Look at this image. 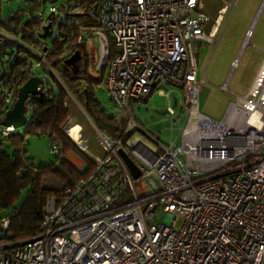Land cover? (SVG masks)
<instances>
[{
	"label": "built area",
	"instance_id": "1",
	"mask_svg": "<svg viewBox=\"0 0 264 264\" xmlns=\"http://www.w3.org/2000/svg\"><path fill=\"white\" fill-rule=\"evenodd\" d=\"M236 1L221 0L212 22L205 0H99L92 5L96 26L77 42L97 41L95 70L104 69L112 102L126 112L118 126L122 138L96 129L102 150L96 155L79 123L64 126L94 167L60 197L47 198L36 234L0 241V264H264V59L246 94L228 105L221 120L201 111L208 89L196 47L214 42ZM262 8L264 0L232 68ZM49 9L57 12L54 5ZM34 17L39 33L48 19L41 12ZM108 39L114 47L111 58ZM6 40L18 41L0 30V46ZM44 56L39 53L36 65L46 63ZM10 60L1 56L0 78ZM2 90L7 110L15 97ZM155 91L166 99L160 111L169 121L168 136L132 115ZM73 127L77 140L70 134ZM12 131L0 127L3 135ZM49 147L58 153L56 143ZM119 149L138 168L137 178ZM157 213L165 219L156 221ZM6 226L3 217L0 234Z\"/></svg>",
	"mask_w": 264,
	"mask_h": 264
},
{
	"label": "trees",
	"instance_id": "2",
	"mask_svg": "<svg viewBox=\"0 0 264 264\" xmlns=\"http://www.w3.org/2000/svg\"><path fill=\"white\" fill-rule=\"evenodd\" d=\"M30 1L28 18L24 17V9L9 12L5 16L0 12V30L18 39L6 40L0 46V59L4 54L11 56L0 78V116L7 106L2 88L6 87L16 97L18 87L35 74L34 63L39 58L29 47L44 52L45 62L52 70H48L49 78L45 79V94L30 96L26 101L28 120L22 130H14L8 135L0 132V210H8L7 226L0 234V241H20L36 234L47 198L60 197L65 188L70 187L76 179L86 176L94 167L90 157L64 132L69 116V95L83 104L88 115L100 110L102 115L95 122L99 130L122 138L118 125L111 122V116L103 113L94 97L93 87L100 82L99 76L104 72L103 68L95 70V48H88L85 41L77 42L81 33L96 26L90 9L99 0H71L73 2H70L69 8L64 10L66 5H60V10L64 12L56 23V33L48 37L49 44H46L48 38L38 37L40 21L34 17L43 0ZM108 43L111 58L114 47L110 39ZM75 50L80 51V58L78 70L74 72L63 60ZM33 135H44L49 143L57 144L59 150L54 154L56 164L50 161L34 162L28 156L25 136ZM68 151H73L84 161L86 167L83 171L76 170L65 161L63 154ZM48 176L57 177L62 188H45L42 182Z\"/></svg>",
	"mask_w": 264,
	"mask_h": 264
},
{
	"label": "rangeland",
	"instance_id": "3",
	"mask_svg": "<svg viewBox=\"0 0 264 264\" xmlns=\"http://www.w3.org/2000/svg\"><path fill=\"white\" fill-rule=\"evenodd\" d=\"M206 9L211 16V22L217 16V10L221 6V0H205ZM262 0H237L233 8H230L227 15L221 22L219 30L213 38L214 42L202 41L196 47L197 62L200 67L203 77L206 79V98L202 102L201 111L204 115L214 120H221L228 105L235 102L237 98L244 96L248 91L257 70L264 59V8H262L253 29V34L250 41L241 50L238 64L232 68L231 64L235 56L240 50L241 43L244 39L246 29L249 27L252 18L257 12V9ZM30 0H0V12L5 16L9 12L24 9V17L30 16L28 12V4ZM70 2L65 0H43L42 5L37 12H41L46 17L50 15V6L54 5L56 13H52L53 17V33H56V23L63 14L65 8H69ZM66 5L63 10H60V5ZM211 24V23H210ZM210 26V25H209ZM208 33V27L206 28ZM49 39L46 44H49ZM45 42V40H42ZM88 48L94 47L95 58L98 60L97 41L91 37L87 41ZM30 50L38 57L41 51H36L29 47ZM34 72L46 79L49 78V67L42 62L40 65L34 63ZM61 65L58 66V69ZM105 72L100 75L101 80L93 87L94 97L96 98L99 107L103 113L111 116V122L122 127L125 123L126 112L120 113L118 108L112 102L107 85L104 79ZM206 92V91H205ZM174 94L170 96V102L173 103ZM165 97L154 92L150 95L146 102L137 110H132V115L140 118L144 124L151 127L153 130L161 131L165 136L169 135V130L165 127L169 126V121L166 120V114L160 110L165 104ZM69 108V118L66 126L74 123H79L82 127L83 140L86 141L89 150L96 155H102V150L97 138L96 119L102 114L100 110H96L94 115H88L83 104L69 95L67 100ZM98 109V108H97ZM158 109V110H157ZM143 124V126H145ZM146 127V126H145ZM174 127H178L177 124ZM99 129V128H98ZM21 131L22 128H18ZM104 131V130H103ZM176 134V129L174 130ZM84 142V144L86 145ZM77 146V145H76ZM28 155L33 156L37 161H54L55 155L51 153L49 140L44 135L29 136L27 144ZM8 210H0V218L7 217ZM164 214L157 213L156 221L164 220Z\"/></svg>",
	"mask_w": 264,
	"mask_h": 264
},
{
	"label": "water",
	"instance_id": "4",
	"mask_svg": "<svg viewBox=\"0 0 264 264\" xmlns=\"http://www.w3.org/2000/svg\"><path fill=\"white\" fill-rule=\"evenodd\" d=\"M51 14L52 13L47 16V23L42 25V31L38 33L39 38L46 39L53 36V17ZM79 58L80 51L75 50L71 55L63 60V63L75 72L78 70ZM44 85L45 79L37 74L31 75L27 80H25L17 89L15 101L0 118V127H11L14 130L22 128L28 120L26 101L30 96H43L45 94L43 88ZM118 152L132 173V176L137 178L139 176V170L132 159L123 149H119Z\"/></svg>",
	"mask_w": 264,
	"mask_h": 264
},
{
	"label": "crops",
	"instance_id": "5",
	"mask_svg": "<svg viewBox=\"0 0 264 264\" xmlns=\"http://www.w3.org/2000/svg\"><path fill=\"white\" fill-rule=\"evenodd\" d=\"M85 43L87 46V42H85ZM87 47H89V45ZM96 129H98V128H96ZM25 138H26V142L28 144L29 137L25 136ZM30 157L33 159L34 162H39V161L35 160V158L33 156H30ZM63 157H64L66 162H68L73 168H75L78 171H83L86 167L84 161L78 155H76L73 151H68V152L64 153ZM40 161H42V160H40ZM50 162H54L56 164L55 160L50 161ZM42 185L48 189H60L63 186L62 183L60 182V180L55 176H48V177L44 178Z\"/></svg>",
	"mask_w": 264,
	"mask_h": 264
},
{
	"label": "bare ground",
	"instance_id": "6",
	"mask_svg": "<svg viewBox=\"0 0 264 264\" xmlns=\"http://www.w3.org/2000/svg\"><path fill=\"white\" fill-rule=\"evenodd\" d=\"M216 28H217V26H216V24H215V25L213 26L212 33H214V32L216 31ZM262 69H264V67H262L261 70H262ZM77 129H78L77 127H73V128L71 129V132H70L72 138L75 139V140H77ZM79 143H80V145H81L83 148L86 147V145L84 144V142L80 141Z\"/></svg>",
	"mask_w": 264,
	"mask_h": 264
}]
</instances>
